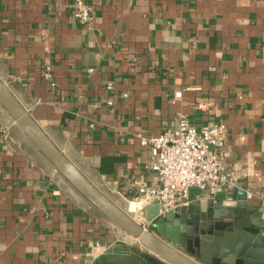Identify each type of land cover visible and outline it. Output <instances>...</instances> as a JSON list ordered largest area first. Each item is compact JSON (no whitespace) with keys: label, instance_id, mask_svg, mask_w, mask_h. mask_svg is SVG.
Masks as SVG:
<instances>
[{"label":"crops","instance_id":"crops-1","mask_svg":"<svg viewBox=\"0 0 264 264\" xmlns=\"http://www.w3.org/2000/svg\"><path fill=\"white\" fill-rule=\"evenodd\" d=\"M87 3L93 20L82 26L73 0H0V79L52 142L110 200L138 213L155 200L133 182L158 180L136 134L171 131L180 117L195 128L223 123L222 161L236 184L211 198L191 189L176 226L193 227L194 208L207 200L221 204L223 218L241 193L263 208L264 0ZM107 243L142 251L0 105V264H89Z\"/></svg>","mask_w":264,"mask_h":264},{"label":"water","instance_id":"water-1","mask_svg":"<svg viewBox=\"0 0 264 264\" xmlns=\"http://www.w3.org/2000/svg\"><path fill=\"white\" fill-rule=\"evenodd\" d=\"M0 105L54 169L142 249L107 243V249L98 248L94 252L89 264H264V205L263 208L252 205L246 194L241 193L237 209H227L232 212L227 218L220 212V203L212 200L201 203L193 211L199 212L198 221L187 229L176 226L177 220L183 219L180 210L159 216L156 201L138 212L143 221L138 222L84 176L1 79ZM204 208H214L206 218L200 216Z\"/></svg>","mask_w":264,"mask_h":264},{"label":"built area","instance_id":"built-area-1","mask_svg":"<svg viewBox=\"0 0 264 264\" xmlns=\"http://www.w3.org/2000/svg\"><path fill=\"white\" fill-rule=\"evenodd\" d=\"M73 17L82 26L92 23V8L87 0H73ZM42 75L50 86H54L48 67ZM105 87L111 90L112 83H106ZM174 96L180 97V92ZM225 129L223 123H208L195 128L186 118L180 117L171 131L156 136L137 133L139 144L148 150L149 168L158 180L154 188L133 182L137 195L144 200H155L158 214L163 216L168 211L188 208L192 204L191 189L206 190L211 198L224 189L234 187L236 177L224 170L222 161ZM247 198L250 196L247 195Z\"/></svg>","mask_w":264,"mask_h":264},{"label":"rangeland","instance_id":"rangeland-1","mask_svg":"<svg viewBox=\"0 0 264 264\" xmlns=\"http://www.w3.org/2000/svg\"><path fill=\"white\" fill-rule=\"evenodd\" d=\"M119 205H120V208L121 209H123L128 215H130L136 221H139L141 219L140 216L138 215V213H136L134 211L135 208H134V205L133 204H131L129 207L127 205H125V204H122V203H120Z\"/></svg>","mask_w":264,"mask_h":264}]
</instances>
